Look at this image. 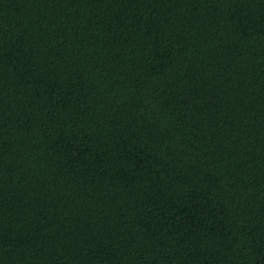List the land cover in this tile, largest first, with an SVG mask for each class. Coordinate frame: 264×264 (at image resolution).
<instances>
[{"label":"trees","instance_id":"1","mask_svg":"<svg viewBox=\"0 0 264 264\" xmlns=\"http://www.w3.org/2000/svg\"><path fill=\"white\" fill-rule=\"evenodd\" d=\"M0 264H264V0H0Z\"/></svg>","mask_w":264,"mask_h":264}]
</instances>
